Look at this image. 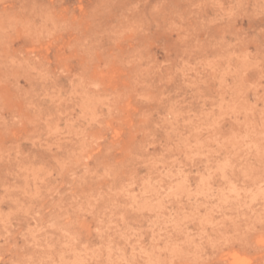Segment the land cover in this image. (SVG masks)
Masks as SVG:
<instances>
[{"label": "clouds", "instance_id": "obj_1", "mask_svg": "<svg viewBox=\"0 0 264 264\" xmlns=\"http://www.w3.org/2000/svg\"><path fill=\"white\" fill-rule=\"evenodd\" d=\"M232 251L264 264V0H0V264Z\"/></svg>", "mask_w": 264, "mask_h": 264}, {"label": "rangeland", "instance_id": "obj_2", "mask_svg": "<svg viewBox=\"0 0 264 264\" xmlns=\"http://www.w3.org/2000/svg\"><path fill=\"white\" fill-rule=\"evenodd\" d=\"M224 261H226V264H253L251 258L242 255L238 251L226 253L222 260V264H224Z\"/></svg>", "mask_w": 264, "mask_h": 264}]
</instances>
